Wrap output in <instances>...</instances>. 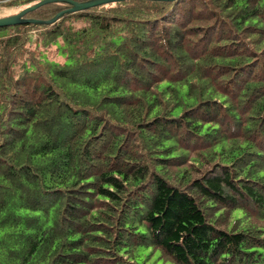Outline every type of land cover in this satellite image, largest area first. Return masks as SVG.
I'll list each match as a JSON object with an SVG mask.
<instances>
[{
	"label": "trees",
	"instance_id": "16d2710c",
	"mask_svg": "<svg viewBox=\"0 0 264 264\" xmlns=\"http://www.w3.org/2000/svg\"><path fill=\"white\" fill-rule=\"evenodd\" d=\"M0 30V264H264V0Z\"/></svg>",
	"mask_w": 264,
	"mask_h": 264
},
{
	"label": "water",
	"instance_id": "95a60500",
	"mask_svg": "<svg viewBox=\"0 0 264 264\" xmlns=\"http://www.w3.org/2000/svg\"><path fill=\"white\" fill-rule=\"evenodd\" d=\"M118 1H125V0H87V1H75V0H39L38 2L34 3L33 5H29L25 8H23L18 13L7 16V17H1L0 18V28L1 27H7V26H13L17 24H23V23H32V24H52L54 23L59 17L63 16L65 13H72L84 9L91 8L93 6L101 5V4H108L112 2H118ZM157 1H172V0H157ZM51 2H66L70 4L71 6L67 9L59 11L56 15H54L50 19L41 20V19H32V18H26L25 15L28 12H31L35 10L36 8L45 5L47 3Z\"/></svg>",
	"mask_w": 264,
	"mask_h": 264
},
{
	"label": "rangeland",
	"instance_id": "374dc122",
	"mask_svg": "<svg viewBox=\"0 0 264 264\" xmlns=\"http://www.w3.org/2000/svg\"><path fill=\"white\" fill-rule=\"evenodd\" d=\"M1 2V1H0ZM0 3V18L1 17H7L14 15L21 11L24 8L23 4H8V3ZM8 30H0V35H4L7 33ZM57 59H61L60 56L57 57ZM151 252V249H147L145 252H143L141 258L147 259V264H172L170 262H163L161 259L158 258L159 252L155 251L152 254H149Z\"/></svg>",
	"mask_w": 264,
	"mask_h": 264
}]
</instances>
